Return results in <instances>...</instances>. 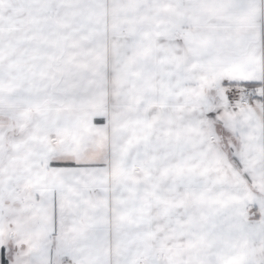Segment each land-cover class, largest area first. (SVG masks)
I'll return each instance as SVG.
<instances>
[{"label":"snow or ice","instance_id":"snow-or-ice-1","mask_svg":"<svg viewBox=\"0 0 264 264\" xmlns=\"http://www.w3.org/2000/svg\"><path fill=\"white\" fill-rule=\"evenodd\" d=\"M0 264H264V0H0Z\"/></svg>","mask_w":264,"mask_h":264}]
</instances>
